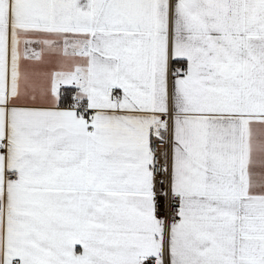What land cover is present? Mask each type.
I'll return each instance as SVG.
<instances>
[{"label":"snow or ice","instance_id":"6c2138e0","mask_svg":"<svg viewBox=\"0 0 264 264\" xmlns=\"http://www.w3.org/2000/svg\"><path fill=\"white\" fill-rule=\"evenodd\" d=\"M0 264H264V0H0Z\"/></svg>","mask_w":264,"mask_h":264}]
</instances>
